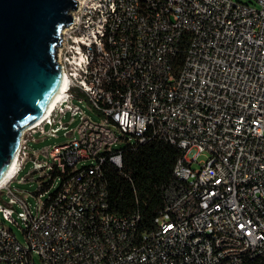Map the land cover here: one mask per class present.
I'll list each match as a JSON object with an SVG mask.
<instances>
[{
  "label": "built area",
  "instance_id": "2783aa9c",
  "mask_svg": "<svg viewBox=\"0 0 264 264\" xmlns=\"http://www.w3.org/2000/svg\"><path fill=\"white\" fill-rule=\"evenodd\" d=\"M70 15L62 93L0 184V264H264V0H77ZM75 116L70 140L31 150ZM151 139L181 154L142 228L111 209L102 166ZM27 159L49 176L39 192L55 181L33 209L10 184Z\"/></svg>",
  "mask_w": 264,
  "mask_h": 264
},
{
  "label": "water",
  "instance_id": "95a60500",
  "mask_svg": "<svg viewBox=\"0 0 264 264\" xmlns=\"http://www.w3.org/2000/svg\"><path fill=\"white\" fill-rule=\"evenodd\" d=\"M77 0H0V179L22 130L44 115L62 82L60 31Z\"/></svg>",
  "mask_w": 264,
  "mask_h": 264
},
{
  "label": "trees",
  "instance_id": "16d2710c",
  "mask_svg": "<svg viewBox=\"0 0 264 264\" xmlns=\"http://www.w3.org/2000/svg\"><path fill=\"white\" fill-rule=\"evenodd\" d=\"M180 154L179 148L160 139L123 146L121 168L102 166L111 209L121 214L137 211L141 227H151Z\"/></svg>",
  "mask_w": 264,
  "mask_h": 264
},
{
  "label": "rangeland",
  "instance_id": "374dc122",
  "mask_svg": "<svg viewBox=\"0 0 264 264\" xmlns=\"http://www.w3.org/2000/svg\"><path fill=\"white\" fill-rule=\"evenodd\" d=\"M241 2H248L250 0H236ZM79 105L84 110V113L88 114L90 118L94 121H99L100 117L97 115L90 107L89 105L83 101L79 102ZM69 119V113H66L65 116L62 119V122H67ZM78 122L77 116L74 117V120L71 121V123L67 124L66 127L60 129L57 132V136H45V135H36L35 138L37 141H30V148L31 150L40 151L43 147L49 146V145H56L64 143L68 140H70L74 135L73 129L75 128L76 124ZM51 126L46 124L45 128L49 129ZM70 131V132H68ZM68 132V133H67ZM45 137V138H44ZM207 157V153H202L198 159H205ZM38 159H43V156L41 153L38 155ZM83 162V160H81ZM33 166L32 162L27 159L24 163L22 170L17 174L16 178H14L11 181V186L18 190L21 195L24 197L26 202L29 204L30 208L33 209L36 205V198L40 201L47 198V196L53 191L55 187V181L51 182V185L48 186L46 189H44L42 192H39V186L41 182H47L49 179L48 175H43L42 171L36 170L32 171ZM22 209L18 206H16V212L13 213V218L20 222L19 216L17 212H20ZM20 224H22L20 222ZM11 228L16 234V237L22 241L23 236L20 230V227L16 224H11ZM36 264H41V262L35 258Z\"/></svg>",
  "mask_w": 264,
  "mask_h": 264
},
{
  "label": "bare ground",
  "instance_id": "6f19581e",
  "mask_svg": "<svg viewBox=\"0 0 264 264\" xmlns=\"http://www.w3.org/2000/svg\"><path fill=\"white\" fill-rule=\"evenodd\" d=\"M63 28L60 31L61 33H62V30H64ZM63 84H64V78L62 77V82H61L59 88L57 89L56 93L54 94V96L50 100L49 104L47 105L44 114H46L48 112V110L51 108V106L53 105L54 100H56L61 95ZM14 170H15V165H14V161H12L10 167L7 169V171L5 172V174L3 175V177L0 179V184H2L3 182H5L12 175V173L14 172Z\"/></svg>",
  "mask_w": 264,
  "mask_h": 264
}]
</instances>
